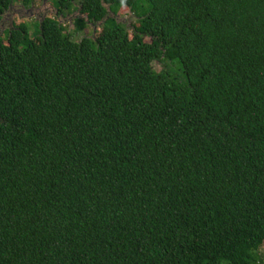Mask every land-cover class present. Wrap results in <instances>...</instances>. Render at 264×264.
Segmentation results:
<instances>
[{"label": "trees", "instance_id": "obj_1", "mask_svg": "<svg viewBox=\"0 0 264 264\" xmlns=\"http://www.w3.org/2000/svg\"><path fill=\"white\" fill-rule=\"evenodd\" d=\"M54 8L0 37V264H264V0Z\"/></svg>", "mask_w": 264, "mask_h": 264}, {"label": "rangeland", "instance_id": "obj_2", "mask_svg": "<svg viewBox=\"0 0 264 264\" xmlns=\"http://www.w3.org/2000/svg\"><path fill=\"white\" fill-rule=\"evenodd\" d=\"M78 12L74 11L69 14L59 15L56 14L54 8V0H31L28 3L22 1H16L11 4L7 10L3 13L0 21V37L4 36L6 30L10 29L13 24L26 23L29 26L30 33L35 29V23L42 20L45 17H54L61 23L71 27L74 23V19L77 17ZM84 17L82 15H79ZM116 18L119 22L123 23L127 28L134 21L135 17L128 12L127 9L119 10ZM95 26L88 23L87 28L83 33L91 35L94 31ZM81 33H73V38L78 39ZM170 63L153 62V68L161 70L162 68H169ZM175 68V67H174ZM261 252H264V247H261Z\"/></svg>", "mask_w": 264, "mask_h": 264}]
</instances>
